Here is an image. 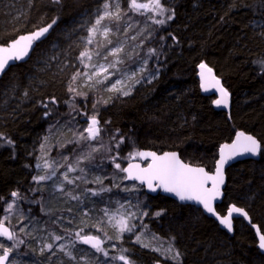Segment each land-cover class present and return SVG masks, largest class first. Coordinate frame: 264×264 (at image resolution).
Masks as SVG:
<instances>
[{"label": "trees", "instance_id": "trees-1", "mask_svg": "<svg viewBox=\"0 0 264 264\" xmlns=\"http://www.w3.org/2000/svg\"><path fill=\"white\" fill-rule=\"evenodd\" d=\"M99 2L0 0V44L56 20L54 33L68 27L84 12L92 11ZM121 2L122 10L128 11L129 0ZM162 3L174 10L173 19L168 20L167 13L157 16L153 12L128 11L119 25L108 20L115 30L112 35L115 42L123 36L130 39L124 64L135 66L146 59L148 71L155 75L151 82L136 85L128 96L105 91L102 86L87 87L83 85V76L73 82L71 78L77 70L72 65L64 67L50 62L35 69L37 50L50 37L38 45L30 61L17 63L1 79L0 220L12 227L16 240L0 243L18 245L11 252V264H85L91 253L103 257L102 252L85 247L74 233L83 229V233L98 235L105 242L112 227L103 209L116 211L120 202L140 194L148 217L142 224L138 221L135 224L172 245L179 256L172 259L169 254L120 241L133 264H264L254 230L244 220H236L235 234L231 236L202 209L161 194L150 196L140 184L120 179L125 173L118 172L110 162L117 152L118 162L125 167L133 161L127 158L129 152L178 151L186 162L213 171L223 144L231 142L239 131L251 134L261 142V157L228 169L225 199L217 209L222 215L232 204L246 209L264 233V0H162ZM149 17L164 19L165 23L155 24ZM256 22L262 25L256 26ZM126 23L131 27L125 32ZM61 42L64 44L65 40L61 38ZM149 49H154L155 54L149 56ZM79 54L76 49L75 55ZM113 59L110 57V61ZM202 63L214 69L230 93V112L219 109L216 96L203 93L197 77ZM70 83L77 91L86 93V98L70 93ZM53 97L56 103L51 102ZM94 112L98 113L103 128L101 139L79 140L88 116ZM117 130L124 137L119 149L113 147L116 141L111 139ZM88 145L100 150L92 153L94 159L90 162L80 164L86 178L76 180L73 185L63 184L65 190H73L80 199L60 204L54 217L47 215L45 205H54L55 198L51 195L54 191L41 189L34 177L44 169L48 173L49 169L43 165L51 160L66 168L82 153L91 152ZM108 148L112 151H107ZM81 174L76 171L72 177ZM97 176L103 179V185L92 182ZM104 186L111 191L97 196L89 191ZM12 192L19 197H12ZM13 202L16 205L10 215L6 209ZM79 205H83L81 213L92 219L86 227L80 225V218L75 219ZM61 215L63 218L58 219ZM69 216L73 219H68ZM32 217L43 222L47 230L55 229L57 235L64 237V252L53 255L39 252V243L35 242L39 232L18 230ZM101 221L102 230L97 231ZM18 240L24 242L19 244ZM103 248L110 255L118 251L106 244ZM66 252H71L73 258Z\"/></svg>", "mask_w": 264, "mask_h": 264}, {"label": "snow or ice", "instance_id": "snow-or-ice-1", "mask_svg": "<svg viewBox=\"0 0 264 264\" xmlns=\"http://www.w3.org/2000/svg\"><path fill=\"white\" fill-rule=\"evenodd\" d=\"M54 3H60L61 0H53ZM143 10V11H142ZM128 11H132L134 13L143 14L144 12H153L157 16H164L167 13V19L171 20L174 18V10L167 8L163 3L162 0H148L147 3L139 2V0H129L128 4ZM128 11H123L121 9V0H103L101 8L98 9V12L95 17L94 23L87 29L88 35L86 37H82L81 39L84 41L83 50L80 52L77 59L79 60L80 64L87 69H91L92 71L89 72H81L77 70L73 76L72 81H76L78 77H85L88 82L94 81L95 84H104L105 81L111 79V76L114 73H110L109 69H115L116 72H120L121 70L117 67L124 63V60L120 53L123 52V46L117 45L110 49L103 57V59L107 60L109 56L114 57L113 60L108 62L107 64H100V63H93V55H100V52L96 49L90 50L88 45H93L94 43L97 47H106L108 44H112V40L108 39L109 34L113 33V29L109 26L104 24L105 20H109L114 22L115 24L119 25L120 22L124 19L125 16L128 15ZM152 19V22L155 24L163 25L165 23L164 19ZM56 23V20H53L51 24H48L44 27L38 28L36 31L29 33L27 35H21L18 38L8 41L5 44H0V74L4 73L5 69L10 65L13 61H19L24 59L29 51L32 49L33 43L35 41L40 40L49 30L53 27ZM128 27H131L129 25ZM118 31V29L116 30ZM127 29L125 30V32ZM100 35L104 37L106 43H101L100 41H96V36ZM135 39V37H133ZM175 39V37H173ZM155 50L149 49L148 55H154ZM131 58V57H129ZM147 64V60L145 59L138 68L133 69L131 72L122 73L121 78H118L111 86L107 87L105 91L108 92H116L118 94H122L124 96L131 94V87L125 84V80L131 81V84L134 86L135 83L139 81L135 80L134 77L136 76L137 72L143 73L145 70V66ZM199 67L203 70L206 69L208 73L212 72L211 68H206L205 64H200ZM203 76V74H202ZM100 77L99 79H96ZM213 79H215L213 77ZM148 82H151L149 80ZM216 85H219V81H215ZM203 86V85H202ZM91 87V84H89ZM221 92V99L215 101L217 105L224 103L226 105V98L228 93L223 89H218ZM68 91L70 93H76V95L84 96L86 98L87 94L83 92L77 91L76 88L72 86L70 83L68 86ZM111 99V97H109ZM52 103H56L55 98H52ZM107 103V101H104ZM99 103V101H97ZM47 107V105H44ZM75 107V105H72ZM96 105L93 104V108ZM98 113L94 112L92 115L88 116L86 121V127L84 132L79 134V140L82 141H98L101 139V132L103 131L102 126L100 125V121L97 118ZM107 123V122H106ZM84 133H87L85 135ZM117 137L119 139L117 140ZM243 138L244 143L239 144V141ZM112 140L116 141L113 147L116 149L120 148V145L124 143V137L119 135V130L111 137ZM11 144V141H8ZM91 148V152H84L80 156H78L74 163L67 164L66 170L62 173V180L68 185L75 184L76 180L83 179V176L77 177H70L69 173L79 171L80 173H85V169L80 167V164L83 163L85 160L91 161L94 159L92 156L93 152H99V147H94L92 145H88ZM104 147V145H101ZM231 148L232 152L229 154L228 157L224 155L225 148ZM261 144L251 135H245L243 132L237 133V142L233 143L231 146L224 145L221 148V156L220 159L217 161V168L215 174H209L205 171L202 167H192L184 162H182L176 153H164L162 156H157L155 152H129L128 159L135 160L137 157L140 159H147L151 157V163H149L146 167H141L138 163H128L126 167H122L121 163H119L120 155L119 152L116 155L111 157L110 162L114 164L115 169L118 172L126 173L124 177L120 179L124 180H135L139 181L141 184H147L149 190L155 192L157 188L163 189L165 192L174 193L180 200H189L195 201L198 204L202 205L203 208L210 214L216 216V219L219 220V223L223 225L229 232L233 230L232 227V217L234 213H238L240 215L245 216L247 218V213L240 208L231 207L229 208L227 215L220 216L217 214L215 208L213 207V201L216 200L217 197L221 195L220 186L224 183V178L222 174V168L226 159H230L231 156L236 154H244L248 153L253 156L257 155L260 152ZM107 151H112V148H108ZM65 163L67 160L65 158ZM39 167V165H38ZM43 167L48 168L51 165L45 163ZM64 167V165H61ZM56 169H53L51 174H44L38 175L34 177L37 183L40 181H44L46 179H50L51 176L55 175ZM86 183L88 181H85ZM94 183L103 185V179L99 176L95 178ZM211 182V186L208 187L207 185ZM114 187H120L119 184H114ZM125 191L135 190V188L123 189ZM60 191L64 192L70 199L72 200H79L80 197L78 195L73 194V190H65L63 185L60 187ZM93 196L100 195L102 192L111 191L109 187H101L98 191L97 190H89ZM12 197L18 198L19 194L17 192L11 193ZM13 208V204L9 203L7 206L6 211L11 212ZM120 208H125V205H120ZM120 208L116 210V213L109 212V209H103L105 216L108 217V223L112 225V227L118 229L117 235L122 236L125 232H132L136 227L134 224H130V219L136 215L134 212L124 213L120 211ZM117 213L119 214V218H117ZM146 215V213H144ZM87 216V213H84ZM156 215H160V213H156ZM115 221V223H113ZM82 223H86V221H81ZM71 223V221H69ZM99 222L97 225V231H101V227L99 226ZM253 227H256L253 225ZM66 230V229H65ZM24 231V229H21ZM83 229L74 233V235L79 239V241L83 244L90 245L96 252H102L105 256H107V251L102 247V239L98 236L82 234ZM259 234V248L264 250V234ZM53 238V241H60L64 237L57 235L55 233H50ZM105 236L107 233L105 232ZM0 237H5L9 241L16 240V236L14 231L10 230L9 227L5 225L3 221H0ZM23 240H18L17 243L22 244ZM137 242H140V236H137ZM16 247V244H12L9 246H5L3 243H0V249H3L2 254H0V264H11L9 261V255ZM45 248L48 250H52L54 247L53 243H47L44 245ZM65 246L60 245V251H64ZM43 252V249L41 250ZM172 249L169 248L168 252H171ZM70 258H73L71 252H66ZM179 253H176L175 256H172V259H177ZM120 259L124 262V264H129V260L126 256L121 255L119 257H114V259Z\"/></svg>", "mask_w": 264, "mask_h": 264}, {"label": "rangeland", "instance_id": "rangeland-1", "mask_svg": "<svg viewBox=\"0 0 264 264\" xmlns=\"http://www.w3.org/2000/svg\"><path fill=\"white\" fill-rule=\"evenodd\" d=\"M103 3V0H100V2L95 6V8L92 11H86L80 16L76 17L75 20L71 22V24L68 27H63L61 30L55 31L54 33L51 34L50 38L46 41V43L42 46L39 47L37 50V56L34 59L33 66L36 67H41V66H46L50 65V62H55L57 64H63L64 67H67L69 65H72L75 70H79L81 72H91V69L84 68L79 60L77 59L78 55H75L76 49H79L81 52L84 47V41L81 39L82 37H86L88 35L87 29L94 23L96 14L98 12V9L101 8V5ZM123 7V4L121 2V9ZM106 25H109L113 30L112 24L108 21L105 20L103 22ZM131 25L130 23H126L125 27L126 29H129L128 27ZM256 26H261V22H256ZM115 33V30L113 33L109 34L108 39L112 40V44H108L106 47L98 48L97 45L94 43L93 45H88V48L90 50L96 49L100 52V55H93V63H100V64H107L110 62V57L109 56L107 60L103 59L104 55L113 47H116L117 45H122L123 46V52L120 53L122 56L124 63H125V54H126V47L131 44L130 39L127 36L121 37L119 41H114V38L112 35ZM61 38L65 40V43L63 44L61 42ZM102 40V43H106L104 40V37L97 35L96 36V41ZM75 48V50H74ZM137 45L133 46V49H136ZM144 60H141L138 64L135 66H129L124 63L117 65V67L121 70L120 72H116L115 69H109L110 73H114L111 76V79L105 81L104 84H95L94 81L88 82L85 77H83V85L89 87V84H91L90 88H95L97 86H102L105 89L109 86H111L112 83H114L118 78H121L122 73H127L131 72L133 69L138 68L142 64ZM100 77H97L96 79H99ZM155 78V75L151 72L148 71L147 69V64L145 66V70L143 73L137 72L136 76L134 77L135 80L139 81L138 83H135L134 86L131 84V81L125 80V84L127 86L131 87V93L133 88L138 85L141 82L153 80ZM128 96V95H127ZM52 162H47V164L51 165V167H48L49 172L47 174H51L53 172V169H56L55 175L51 176L50 179H46L44 181H40L38 184L41 189H49L54 191L51 193V195L55 198L54 205L50 206L47 204L45 205V212L48 215H52L53 217L55 216V213L58 212L59 210V205L60 204H67L71 203L72 199H70L65 193L60 191L61 185H63L65 182L62 180V173L66 170L65 167H61L59 165L60 163L56 164L55 161L51 160ZM45 169L44 172H41V175L45 174ZM76 172V171H75ZM75 172L69 173V176L72 177ZM81 176L83 178H86V172L82 173ZM48 186V187H46ZM64 187V186H63ZM48 190V191H49ZM142 201H144L142 195L140 194L139 197L131 199L129 198L127 201L124 203L120 202V205H125V208H120L121 212L128 213V212H134L136 215L130 219V224H134L136 227L132 232H125L123 233L122 236L117 235L118 229L112 227L111 224L110 227H112V232L110 233V237L106 238L105 244L108 246H111L112 249L118 250L113 252L111 255L109 252H107V256L103 254V257H100L96 253H91L89 254L87 260L84 262L85 264H124L123 261L120 259H114V257H119L121 255H124L128 258L129 264H133V259L129 254H127V249L125 250V247H120L119 242L120 241H127L129 244L134 243L139 245L142 248L146 249H153L159 253H162L163 255H171L175 256V249L173 248L172 245H167L164 241L159 239L156 235L153 233L147 231V229H144L141 227V225H136L135 222L138 221L139 223H143V220L148 217V211L142 207ZM13 206L16 205L15 202L12 203ZM83 208V205H79L75 214L76 218H80V225L82 227L88 226L91 222H89L92 219H89L88 216H85L84 214L81 213ZM79 212L85 217L83 218V221H86V223H82V217L79 215ZM12 212H9L11 215ZM59 213V212H58ZM111 213H116V211H113ZM110 213V214H111ZM146 213V215L144 214ZM70 218L68 219H73V216H69ZM62 215L58 216V219H62ZM117 218H119V214L117 213ZM34 219L36 218H30L25 222H23L19 226V231L21 229H24L28 232H36L38 231L39 233H36V244L39 243V252H42L41 250L43 249L44 253H50L51 255L57 254V253H62L64 251H60L59 246L64 245V242L62 240L60 241H53L52 236L50 233H55L57 234V231L55 229L47 230V227L44 225L43 222H37ZM108 222V221H107ZM25 223V225H24ZM64 223V222H63ZM115 223V221H113ZM85 230V228H84ZM78 232V231H77ZM85 234V233H82ZM137 236H140V242H137ZM47 243H53L54 247L52 250H48L47 248L44 247L45 244ZM18 245H16L17 247ZM127 248V247H126ZM171 248L172 251L168 252V249ZM107 251V250H105ZM42 252V253H43Z\"/></svg>", "mask_w": 264, "mask_h": 264}, {"label": "water", "instance_id": "water-1", "mask_svg": "<svg viewBox=\"0 0 264 264\" xmlns=\"http://www.w3.org/2000/svg\"><path fill=\"white\" fill-rule=\"evenodd\" d=\"M36 31V30H35ZM54 31V28L52 27L48 33H46L40 40L38 41H35L33 43V46H32V49L29 51L28 55L22 59V60H19V61H13L10 63V65L5 69L4 73L0 74V81L1 79L7 74V72L13 67L15 66L17 63H26L28 61L31 60V58L33 57L38 45L44 41H46L50 36L51 34L53 33ZM34 32V31H33ZM32 33V32H30ZM29 34V33H27ZM27 34H23V35H27ZM21 36V35H20ZM18 38V37H17ZM204 64V63H203ZM206 65V68H211L209 65L205 64ZM212 69V68H211ZM203 74V76H202ZM197 77L201 83V89L203 91L204 94L206 95H209V96H216L217 100H220L222 97H221V92L218 90L219 88H223L227 93H228V96L226 98V105L224 103L220 104L219 105V109L225 111V112H230L231 110V95L230 93L227 91V89L224 87V85L222 84L221 80L218 78V76L216 75L214 69H212V72L211 73H208L206 69H201L200 67H198V74H197ZM213 77L215 79H213ZM218 80L219 81V85H216L215 81ZM203 85V86H202ZM240 132H243V131H239L237 133H240ZM245 135H251V134H248V133H245L243 132ZM253 136V135H251ZM260 144L261 142L258 140V138H256L255 136H253ZM237 142V134L236 136L234 137V139L231 141V142H228V143H225L223 144L220 149H219V156H218V159L217 161L220 159V156H221V148L224 146V145H229L231 146L233 143H236ZM244 141H243V138H241V140L239 141V144H243ZM143 152H155V151H151V150H141ZM176 153L177 156L179 157V159L192 166V167H202L205 169L206 172H208L209 174H215V171H216V168H217V161H216V164H215V169L213 171H209L206 167L204 166H201V165H194V164H190L188 162H186L180 155V153L178 151H170V152H164V153ZM232 152V149L229 147V148H225L224 149V155L225 157H228L229 154ZM157 156H162L164 153H158V152H155ZM261 157V149H260V152L253 156L251 154H248V153H244V154H236V155H233L231 156L230 159H226V162L224 163L223 165V168H222V174H223V178H224V183L220 186V192H221V195L219 197L216 198V200L213 201V207L215 208L217 214H219L220 216H225L227 215V212L229 210V208L231 207H237V208H240V209H243L246 213H247V218H245V216L243 215H240L238 213H234L233 214V217H232V227H233V230L231 232H229L223 225H221L219 223V220L216 219V216L208 213L202 205L198 204L197 202L195 201H189V200H180L179 197H177L174 193H170V192H165L163 191V189L161 188H157V190L155 192L151 191L148 189L147 187V184H141L139 181H135V180H127V182H133V183H138L140 184L141 186L144 187L146 193L150 196H157L159 194L163 195V196H166V197H169V198H172L174 199L175 201H177L178 203L180 204H189V205H193L195 207H198L200 209L203 210V212L211 217L212 219L216 220L217 223L220 225L221 229L225 230L227 233H229L231 236H234L235 234V226H236V220L240 219V220H244V222L249 225L253 230H254V233H255V236L257 238V241H258V245H259V234H258V230H259V233L260 234H264L260 225L258 223H254L253 220H252V217L250 216V214L247 212L246 209L242 208V207H239L235 204H232L230 205V207L228 208L227 212L222 215L219 211H218V206L221 205L223 202H224V199H225V190H226V187H227V182H228V178H227V171L230 167H232L233 165L239 163V162H242V161H245V160H259ZM129 163H138L141 165V167H146L149 163H151V157L147 158V159H136V160H133ZM128 165V164H127ZM126 165V166H127ZM125 166V167H126ZM126 175V173H125ZM208 187L211 186V182H209V184L207 185ZM1 221V220H0ZM5 225L7 227H9L10 230L13 231L12 227L8 224V223H5ZM253 225H255L256 227H253ZM88 235H93V234H88ZM93 236H98V235H93ZM100 237V236H98ZM103 241L102 243V247L104 246L105 242H104V239L102 237H100ZM0 239H4L6 240L7 242H12V241H9L7 240L5 237H0ZM83 244V243H82ZM85 247L89 248V249H93L90 245L88 244H83ZM259 248V246H258ZM260 249V248H259ZM95 250V249H93ZM261 253L264 254V250L260 249ZM10 258H11V253L9 255V261H10ZM7 264V262H6Z\"/></svg>", "mask_w": 264, "mask_h": 264}, {"label": "flooded vegetation", "instance_id": "flooded-vegetation-1", "mask_svg": "<svg viewBox=\"0 0 264 264\" xmlns=\"http://www.w3.org/2000/svg\"><path fill=\"white\" fill-rule=\"evenodd\" d=\"M0 240H4V239H0ZM0 254H2V252H0Z\"/></svg>", "mask_w": 264, "mask_h": 264}]
</instances>
